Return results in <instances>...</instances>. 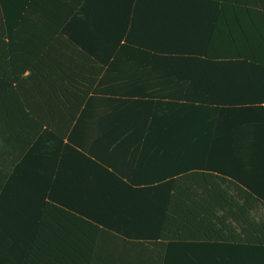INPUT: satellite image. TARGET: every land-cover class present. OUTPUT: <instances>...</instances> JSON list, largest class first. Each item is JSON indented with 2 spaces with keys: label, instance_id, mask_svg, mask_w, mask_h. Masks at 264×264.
<instances>
[{
  "label": "crops",
  "instance_id": "1",
  "mask_svg": "<svg viewBox=\"0 0 264 264\" xmlns=\"http://www.w3.org/2000/svg\"><path fill=\"white\" fill-rule=\"evenodd\" d=\"M19 10L16 40L32 44L16 54L45 58L16 81L14 144L0 142V181L16 172V258L216 264L256 242L260 197L199 165L226 171L249 153L240 165L255 167L264 150L253 143L264 0H16Z\"/></svg>",
  "mask_w": 264,
  "mask_h": 264
},
{
  "label": "trees",
  "instance_id": "2",
  "mask_svg": "<svg viewBox=\"0 0 264 264\" xmlns=\"http://www.w3.org/2000/svg\"><path fill=\"white\" fill-rule=\"evenodd\" d=\"M16 16L22 17V10H19L16 14V0H0V139H2L0 142L10 146L14 144V134L16 132V91L20 93L21 90L19 86L16 88V81L24 79L23 74L28 68H32L31 64L34 59L36 62L42 63L45 58L44 56L35 57L29 54H16V43L21 47H28L32 44V41L16 40V32L23 27L21 23H16ZM228 139L231 144H247L248 142L244 137H230ZM253 140L254 144L264 148V129ZM234 154L238 155L234 159L236 166L226 169V171L217 163L199 166L219 170L223 174L230 175L240 182L236 185L239 190L257 194L264 205V150L253 153V157L258 161L255 167L240 165L246 160L243 154L249 153ZM252 162L256 163L254 159ZM15 175L16 172L14 171L5 183H3L4 180L0 181V264H49L51 262L44 257L38 263L32 260L33 258L30 257L32 254L28 251L25 254L21 253L23 258H16L18 254L16 253ZM168 176H171V174ZM252 178L257 182H249ZM245 179H248V181ZM212 186L216 190L217 185L213 184ZM44 207H46V203ZM255 231L258 234L254 240L256 242L249 239L250 242L235 243L232 248V253L235 256L229 258L227 262L221 260L216 264H235L240 261L239 258V261H236L239 256H244L243 264H264V220ZM221 259L223 258L221 257ZM16 261L19 263H16Z\"/></svg>",
  "mask_w": 264,
  "mask_h": 264
}]
</instances>
